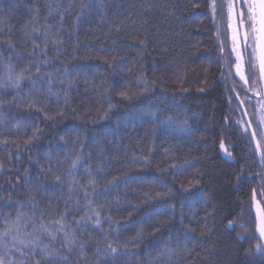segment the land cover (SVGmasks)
I'll list each match as a JSON object with an SVG mask.
<instances>
[{"label": "trees", "instance_id": "trees-1", "mask_svg": "<svg viewBox=\"0 0 264 264\" xmlns=\"http://www.w3.org/2000/svg\"><path fill=\"white\" fill-rule=\"evenodd\" d=\"M82 2L86 0H71L69 7L70 0H0V15L6 17L0 25V56L4 64L9 62L12 49L4 41L11 36L22 57L17 60L13 55L17 72L30 60L35 72L36 61L28 55L32 39L25 31H31L33 23L40 27L32 37L40 43L44 26L53 25L49 63L41 68L53 74L52 93L41 85L25 96L31 89L29 80L22 81L19 95L10 87L0 89V203L9 196L18 201L28 198L22 179L26 170L53 183L41 168L47 169L49 158L55 162L57 144L66 141L64 146L70 148L79 141L76 149L87 154L85 163L93 169L98 190L110 180L120 181L93 202L103 217L111 218V228L109 222L102 225L111 233L107 239L91 227L82 236L77 232L78 240L87 242L89 257L97 243L103 248L118 241L137 255L118 258L116 264H149L165 245L174 251L170 258H162V264H264V254L255 248L259 241L252 211L253 191L258 200L264 192V165L255 142L250 147L236 123L256 115L259 98L249 92L251 104L245 101L238 110L244 93L237 85V99L232 79L221 75L228 69L208 8L210 0H102L103 7L93 4L77 20ZM49 4L64 11H53L45 21ZM115 61L119 68L113 72L108 64ZM121 91L130 98L118 95ZM29 100L36 102L30 105ZM146 108L162 109V118L171 114L184 130L154 126L151 117L141 113ZM244 111L250 114L247 118L241 115ZM221 140L230 146L231 162L220 149ZM72 158L74 154L65 167ZM132 159L140 162L132 164ZM83 168L76 178L80 185H88ZM67 187L66 183L63 198L50 202L37 197L42 208L51 203L46 219L63 211ZM82 197L83 192L73 195L74 207L76 200L83 205ZM4 211L14 218L15 205ZM83 215V210L74 212L67 222L71 225ZM229 220L235 224L230 229ZM186 232L191 251L185 248ZM134 239L135 247L130 243ZM44 243L50 241L45 238ZM53 243L59 248L62 236Z\"/></svg>", "mask_w": 264, "mask_h": 264}, {"label": "snow or ice", "instance_id": "snow-or-ice-1", "mask_svg": "<svg viewBox=\"0 0 264 264\" xmlns=\"http://www.w3.org/2000/svg\"><path fill=\"white\" fill-rule=\"evenodd\" d=\"M99 5L103 7L102 0H86L80 4V10L77 12L76 19L79 20L87 10L93 5ZM71 6V0L69 7ZM49 11L45 16V21L52 17L53 11H61L59 5L56 9L52 8V5H48ZM208 8L211 11L213 21L216 26V37L220 41V52L227 66V72L222 71L221 75L226 79H232L233 89L236 91L237 99H240L237 85L239 90L243 91V99H240V104L237 106L238 110L243 107L245 101L251 104V99L248 93L251 92L253 96L258 97V109L256 115L258 119H241L236 121L242 131V138H249V146L252 142H255V152L259 155L261 164L264 165V93L260 91V86L264 84V0H210ZM3 9H0L2 12ZM38 11V10H37ZM33 21L37 19L36 15L32 17ZM54 19V18H53ZM63 16L61 15V20ZM6 21L4 15H0V25H3ZM52 24H46L43 30V40L37 43L36 39H33V34H39L41 29L34 23L31 27V31H25V36L32 39V51L28 53L29 57H33L36 61L35 72L31 71L32 60L29 61L25 67L20 71L15 70L14 64L11 62L13 55L17 60L21 59V54L16 52L15 45L9 36L4 43L12 49L9 53L8 63H3V57L0 56V65H3L4 71L0 73V89L12 88L21 90L22 81L29 80L31 82V89L29 92H25V96H28L30 92L38 91L41 85L47 87V91L52 93V73H44L41 71L43 66H47L49 60L47 59V46L48 38L51 35L50 29ZM2 31V28H0ZM12 30L9 29V32ZM53 43H59V41H53ZM143 43V41L141 42ZM43 45V46H42ZM230 48V52L228 49ZM39 52V55H37ZM41 56L44 59H41ZM108 67L111 71L116 72L119 68V61L109 63ZM234 71V76H233ZM67 75L69 70L64 69ZM236 77L239 80H236ZM242 82V83H240ZM62 83V81H61ZM203 91V89H201ZM57 97L59 93H55ZM124 99H129V94L125 91L118 93ZM65 96L67 91L65 90ZM15 102V99L13 101ZM35 100H29L30 105L35 104ZM3 103V100H0ZM111 107V105H110ZM142 114H146L151 117V122L154 126L169 128L172 131H183L184 128L180 124H176L171 114L163 116L162 109L146 108L141 110ZM2 115V114H0ZM61 115H63L61 113ZM242 117L247 118L250 114L248 111H244ZM229 118L226 117V121ZM31 123V122H30ZM186 125V121L182 122ZM15 127V125H14ZM251 135L249 137V131ZM35 136V133H34ZM63 141L64 138L62 137ZM28 143V142H26ZM79 141H74L72 146L66 147V141L64 144H57L55 151L57 158L55 162L48 159L47 169L41 168V174L51 176L54 178L53 183L48 184L39 179V176L33 177L30 172L25 171L23 176L24 187L28 190V198L26 200L18 201L14 200L11 196L6 201L0 203V264H73V257H75V264H116L118 258L128 257L129 259L135 257L137 253L129 250L128 244H124L122 247L118 244V241L114 244L108 242L103 248L97 243L95 245V251L92 256H88L86 251V241L78 240L77 232L80 235H84L89 227L93 231H100L101 234L107 239L111 234L103 229V223L109 222L111 228V218L103 217L101 212L93 207V202L99 200L102 196L112 191V185L120 183L119 180H110L104 185L102 190H98L96 187L97 181L93 176V169L91 165L85 163V156L87 155L82 149L77 150L76 144ZM230 146H226L223 140L220 142V149L225 153L226 157L231 160L232 152L229 151ZM71 163L65 167V161L69 157L73 156ZM50 157V153L48 154ZM61 156L63 159H61ZM140 161L138 159H132V164H137ZM81 165H84L83 172L87 173L89 177L88 185H80L76 178L77 172L80 170ZM126 179H139L141 181L147 180V177H127ZM239 179V177H238ZM67 183L68 198L65 200L64 209L60 212L59 216L55 219H46L45 211L51 209V203L48 205V209L42 208L40 200L37 197L47 198L50 202L53 198L60 199L64 196V185ZM19 186V179L16 185ZM91 186V191H88V187ZM57 191L60 192V196L57 197ZM83 192L81 205L80 200H76L75 207L73 206V195ZM157 193V196H160ZM261 200H256V193L253 191V203L255 208V231L258 233V243L255 245L257 254H264V192L259 194ZM147 199H151L150 195L146 194ZM15 205V216L12 217L10 212H5V208H12ZM24 209H29L24 211ZM84 211V215L79 219H75L71 222L72 227L67 222V217L77 211ZM39 214V222L37 223ZM131 215V214H129ZM234 221H228L229 229L234 227ZM125 227V226H118ZM163 227V224L157 226L154 229L153 235L159 231V228ZM141 233H137V236ZM62 236V243L59 248L54 246L55 241ZM89 236L91 234L89 233ZM50 241V243H44V239ZM189 236L186 232L184 236L185 248L187 249V241ZM240 239H244L243 235L239 236ZM130 243L135 247L137 241L134 239ZM158 246V245H157ZM173 249L167 245L156 256L149 261V264H162L163 257H171Z\"/></svg>", "mask_w": 264, "mask_h": 264}, {"label": "water", "instance_id": "water-1", "mask_svg": "<svg viewBox=\"0 0 264 264\" xmlns=\"http://www.w3.org/2000/svg\"><path fill=\"white\" fill-rule=\"evenodd\" d=\"M260 88H261V92L264 93V84H262V85L260 86ZM226 159H227L228 161L231 162V160H229L227 157H226ZM263 176H264V175H263ZM256 200H257V197H256ZM257 201H258V200H257ZM261 207H262V206H261ZM252 211H253L254 218H255V208H254V203H253V194H252ZM255 225H256V221H255ZM257 235H258V233H257Z\"/></svg>", "mask_w": 264, "mask_h": 264}, {"label": "rangeland", "instance_id": "rangeland-1", "mask_svg": "<svg viewBox=\"0 0 264 264\" xmlns=\"http://www.w3.org/2000/svg\"><path fill=\"white\" fill-rule=\"evenodd\" d=\"M228 51L230 52V48L228 49ZM233 75H234V71H233ZM236 79H237V81L239 80V78L238 77H236ZM240 83H242V82H240ZM257 117H256V115L254 116V115H252V119H256Z\"/></svg>", "mask_w": 264, "mask_h": 264}, {"label": "flooded vegetation", "instance_id": "flooded-vegetation-1", "mask_svg": "<svg viewBox=\"0 0 264 264\" xmlns=\"http://www.w3.org/2000/svg\"><path fill=\"white\" fill-rule=\"evenodd\" d=\"M250 132H251V130H250ZM230 149V148H229ZM225 154V153H224Z\"/></svg>", "mask_w": 264, "mask_h": 264}]
</instances>
